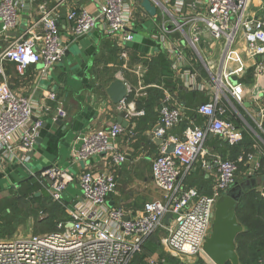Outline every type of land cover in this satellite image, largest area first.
Segmentation results:
<instances>
[{"label": "built area", "instance_id": "obj_1", "mask_svg": "<svg viewBox=\"0 0 264 264\" xmlns=\"http://www.w3.org/2000/svg\"><path fill=\"white\" fill-rule=\"evenodd\" d=\"M87 1L92 8L84 0H0V166L13 158L25 164L43 126L41 118H34L32 100L12 87L8 66L14 64L23 76L41 63L40 76L46 77L64 59L65 33L74 40L93 32L114 37L126 66L135 31L144 30L143 23L150 18L156 26L152 39L172 69L186 75L185 86L213 91L211 100L198 107L208 119L207 126H189L183 136H175L171 132L184 118L183 112L167 103L170 95L165 99L159 125L150 133L162 139L152 178L164 198L146 202L136 214L108 205V197L117 189L113 173L94 171L88 165L78 176L82 200L67 206L65 192L74 176L59 166L47 168L41 176L51 181L49 196L65 203L69 220L59 221L49 233L0 238V264H161L153 257L135 262L145 242L158 231L164 233L161 245L174 257L195 256L203 252L217 199L238 182L239 164L253 161L250 153L235 161L212 154L208 161L204 145L209 135L231 146L244 139V128L222 117L226 113L222 98L227 94L244 104L245 84L233 78L250 73L253 81L247 86L254 101L264 99V0H149L156 8L154 15L143 0ZM26 4L30 9L24 14ZM135 67L136 72L142 69ZM259 109L264 117V107ZM57 116L66 119L68 113L60 107ZM123 132L124 127L114 123L82 136L73 160L88 162L110 155L115 164L125 162L126 155L113 144ZM171 144L174 150L168 152ZM198 163L206 169L216 166L210 194L182 183Z\"/></svg>", "mask_w": 264, "mask_h": 264}, {"label": "crops", "instance_id": "obj_2", "mask_svg": "<svg viewBox=\"0 0 264 264\" xmlns=\"http://www.w3.org/2000/svg\"><path fill=\"white\" fill-rule=\"evenodd\" d=\"M84 5L93 7L87 0H84ZM147 19L149 21L143 23L144 30H136L135 40L130 44V59L135 60L133 67L129 69L126 66L130 63L125 66L119 58L118 46L116 45L115 49L109 47L115 38L103 39L105 35H101V32H93L76 40L65 33L63 37L68 49L64 59L56 63L44 78L40 76L41 63L30 67L23 76L17 73L14 64H9L7 70L12 87L18 94L32 100L36 107L34 118H41L43 126L33 148L25 155L26 159L23 161L25 164L13 158L0 166V191L6 185L13 187L23 183L32 184L35 181L49 195L47 187L50 182L41 176L40 170L59 166L74 176L65 192L66 203L71 205L82 200L78 176L89 165L88 167L94 171L114 174L117 189L108 197L110 207H122L126 213L136 214L143 209L146 202L164 198L152 178V163L160 154L161 144L150 136L151 131L159 125L161 106L170 95L167 103L183 112L184 118L171 132L181 137L189 126H207L208 119L198 112V107L211 100L213 91L209 88L188 89L185 86L186 75L172 69L171 61L167 59L158 42L152 39L156 26L150 18ZM24 20H27V15ZM94 53L88 78L85 67L90 55ZM158 57H162L164 62L157 78L160 84L149 81L148 84L143 83L137 73L145 74L144 61H154ZM137 65H141L142 69L144 66V69H138L136 72ZM167 66L170 72L172 71L170 77L164 74ZM202 73L207 74L205 71ZM118 79L125 83L127 92L120 102H115L108 89ZM236 81L245 84L244 104L239 103L231 94H227L222 98V104L226 109L222 117L234 123L239 122L245 130L244 138L248 133L252 141L249 142L245 138L241 143L231 146L216 135H209L204 148L208 154L206 157L208 161L212 159L209 157L213 156L212 154L222 159L234 160L235 146L240 148L241 155L252 154L253 161L244 164L245 167L239 171L241 174L238 179L244 181L257 172L264 157V117L259 116V106L264 107V99L260 103L254 101L247 86L253 81L250 73ZM52 93L55 94L54 98L50 97ZM193 97L196 100L192 99ZM124 103L126 106L121 108ZM60 107L68 113L66 119L58 118L57 109ZM114 123L124 127V132L113 140V144L117 152L126 155L125 162L115 164L110 155L95 156L88 162L73 160V154L79 147L82 136ZM254 138L258 140L257 143ZM248 147L255 151L246 153ZM256 164L259 165L257 170ZM215 170L214 165L206 169L198 163L192 173L183 176L182 183L187 187H197L203 194H210ZM35 196L41 198L40 192L37 191ZM64 208L69 215L68 208L66 206Z\"/></svg>", "mask_w": 264, "mask_h": 264}, {"label": "rangeland", "instance_id": "obj_3", "mask_svg": "<svg viewBox=\"0 0 264 264\" xmlns=\"http://www.w3.org/2000/svg\"><path fill=\"white\" fill-rule=\"evenodd\" d=\"M29 9V4H26L23 10L24 14L28 13ZM103 37V39H105L108 36L105 35ZM110 45L111 46L109 47H114L115 49L117 45L116 39L111 41ZM133 60L130 59L128 69L133 67ZM163 64L164 62L162 57L155 58L154 61H144L146 73L141 75L137 73L139 79L146 84H148V81L160 84V80H157V78L158 73H160L161 69L163 68ZM132 70L133 69H130V71ZM100 83L104 84L103 81H100ZM192 99L196 100L194 97ZM197 100L199 101V99ZM250 137L251 136L246 133L245 138L249 142L252 141V137ZM255 142L257 143L258 140H255ZM255 142L254 145H257ZM249 149L250 152L255 151L250 147H248L246 151ZM240 168L241 166H239V170ZM259 190H263V188L261 187ZM37 191L40 192L41 196L39 200L32 197V194H35ZM0 192H2L0 193V238H14L18 236L41 235L49 233L56 229L58 221L62 219L69 220L68 212L66 211V208H64L65 203L62 204L54 202L35 181H33L32 184L23 183L19 186L14 185L13 187L6 185ZM66 205L69 206L67 203ZM163 235V232L158 231L154 241L149 246V248L152 249L151 256L159 262H162L161 264H214L204 252L184 259L174 257L169 252V250L166 249V247L162 246L161 244L158 245L156 242L157 239H161ZM135 262L140 261H138L137 258V260L135 259Z\"/></svg>", "mask_w": 264, "mask_h": 264}, {"label": "water", "instance_id": "obj_4", "mask_svg": "<svg viewBox=\"0 0 264 264\" xmlns=\"http://www.w3.org/2000/svg\"><path fill=\"white\" fill-rule=\"evenodd\" d=\"M142 5L151 15L155 14L156 8L151 5L149 0H143ZM94 56L95 53L90 55L85 67L88 78ZM233 81L236 82V78H233ZM108 92L115 102H120L126 96L127 87L124 82L118 79L110 85ZM156 141L159 144L162 143V139ZM174 147V144H171L168 152H172ZM47 168L49 167L40 170V173ZM49 182L51 181L49 180ZM259 186L264 188V177L249 176L244 181L237 182L217 199L212 227L202 246L203 252L214 264H240L237 238L245 230V226L238 218V207L243 195L249 189Z\"/></svg>", "mask_w": 264, "mask_h": 264}, {"label": "trees", "instance_id": "obj_5", "mask_svg": "<svg viewBox=\"0 0 264 264\" xmlns=\"http://www.w3.org/2000/svg\"><path fill=\"white\" fill-rule=\"evenodd\" d=\"M164 74L172 76L168 66L165 68ZM249 81V80H248ZM131 99V97H130ZM237 125H241L239 122H235ZM264 127V122H263ZM252 149V148H251ZM249 153L250 149L247 150ZM242 151L238 146H235L234 154L236 160L240 156ZM262 165L252 176L263 178L264 177V157L261 160ZM240 170L245 167L243 163H240ZM238 171V176L240 172ZM243 176V175H242ZM238 182L239 179H238ZM32 197L37 198L35 194ZM246 206V207H245ZM238 218L245 226V230L238 236V254L240 257V264H264V194L258 187L249 189L241 198L240 205L238 207ZM156 234L152 235L144 244L143 249L136 256V260L144 262V260L152 255V249L149 246L155 239ZM158 245L161 244L160 239L156 241Z\"/></svg>", "mask_w": 264, "mask_h": 264}]
</instances>
